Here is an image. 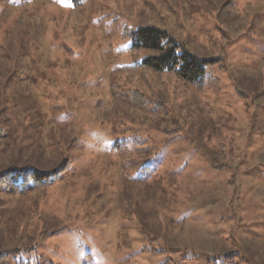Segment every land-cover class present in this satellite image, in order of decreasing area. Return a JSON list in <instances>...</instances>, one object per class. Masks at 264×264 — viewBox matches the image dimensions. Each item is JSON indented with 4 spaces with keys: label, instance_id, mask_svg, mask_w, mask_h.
<instances>
[{
    "label": "rangeland",
    "instance_id": "1",
    "mask_svg": "<svg viewBox=\"0 0 264 264\" xmlns=\"http://www.w3.org/2000/svg\"><path fill=\"white\" fill-rule=\"evenodd\" d=\"M145 26L215 81L138 66ZM61 162L0 189L7 264H264V0H0V171Z\"/></svg>",
    "mask_w": 264,
    "mask_h": 264
},
{
    "label": "trees",
    "instance_id": "2",
    "mask_svg": "<svg viewBox=\"0 0 264 264\" xmlns=\"http://www.w3.org/2000/svg\"><path fill=\"white\" fill-rule=\"evenodd\" d=\"M70 1L77 5L81 0ZM131 38L130 49H151L158 53L146 56L138 66H144L159 75H172L176 80L193 86L198 91H202L205 86H209L215 81L206 73L205 65L216 62L217 59L199 58L184 47L178 51L177 47L180 45L166 30L152 26L139 27L133 31ZM130 95V100L134 105L141 106L144 103L143 95L137 91L130 92ZM67 169L66 162H61L56 167L44 171L30 166L13 164L0 171V189L11 190L19 197H23L34 188H43L54 184L60 180ZM8 258V251H0V264H7Z\"/></svg>",
    "mask_w": 264,
    "mask_h": 264
}]
</instances>
